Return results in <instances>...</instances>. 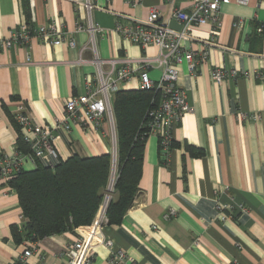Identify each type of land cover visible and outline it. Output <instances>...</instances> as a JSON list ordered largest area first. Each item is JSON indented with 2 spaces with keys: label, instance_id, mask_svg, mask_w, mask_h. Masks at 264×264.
Here are the masks:
<instances>
[{
  "label": "crops",
  "instance_id": "crops-1",
  "mask_svg": "<svg viewBox=\"0 0 264 264\" xmlns=\"http://www.w3.org/2000/svg\"><path fill=\"white\" fill-rule=\"evenodd\" d=\"M83 1L0 0V38L21 24L36 28L54 23L74 42L73 47L66 40L52 46L33 37L27 45L0 51V156H10L24 133L13 119L20 107L33 123L53 127L63 120L65 103L82 95L93 79ZM125 1L93 0L101 7L91 12L92 22L102 29L95 35L99 59L156 56V47L122 39L115 25L145 21L150 9L160 6V19L179 31L172 11L190 6V0H132L135 6ZM219 18L215 30L210 23L191 28L194 38L216 46L209 48L194 77L185 63L178 67L177 84L191 112L174 127L167 157L161 156L156 137L149 136L131 207L118 225L102 229L112 250L125 252L136 264H264V3L221 5ZM239 20L240 27H233ZM183 47L195 58L203 49L197 41H186ZM212 68L239 74L218 84L210 78ZM148 75L158 79L160 69H148ZM121 90H139L138 79ZM55 135L62 160L111 152L105 122L101 131L72 126ZM24 169L33 168L26 163ZM218 205L230 213L219 214ZM168 210L175 215L163 220ZM25 224L17 194L0 181V264H67L61 254L76 240L77 230L34 240L25 237ZM26 249L31 254L20 262ZM109 252L98 247L91 264H109Z\"/></svg>",
  "mask_w": 264,
  "mask_h": 264
},
{
  "label": "built area",
  "instance_id": "built-area-1",
  "mask_svg": "<svg viewBox=\"0 0 264 264\" xmlns=\"http://www.w3.org/2000/svg\"><path fill=\"white\" fill-rule=\"evenodd\" d=\"M249 1L190 0L188 11L181 9L172 11L171 17L181 25L179 31L171 29L166 21L160 19V6L152 7L147 20H133L126 26L116 24L114 31L122 39L142 48L156 47L158 54L154 57H126L110 60L99 59L96 55L95 35L101 33L102 29L92 22L91 12L94 9H101V7L94 4L93 0L82 2L87 13L85 31L89 36L88 45L94 54L95 73L93 79L86 82V91L82 95L73 96L65 103L64 118L56 120L53 127L39 126L33 123L20 107L13 119L16 125L24 131L21 138L27 145L28 152L22 154L15 148L10 156H0V181L8 183L24 170L26 163L34 168L37 162L52 166L58 161L59 157L54 147L56 131L69 132L72 126L101 131L102 123H107L112 140L110 152L112 169L109 183L102 204L91 224L77 228L76 240L61 254L67 264H91L98 247H104L110 251L109 264H136L125 252L112 250V241L106 239L102 233L103 227L108 224L106 209L111 200V193L117 177L116 126L112 109L114 94L121 91L122 86L132 78L138 79L139 89L154 93L155 97L151 101V107L145 114L143 128L146 131L142 134L141 139H147L149 136L156 137L160 154L166 158L173 145L172 131L174 127L185 114L191 112L186 103L184 91L177 84L178 67L185 63L187 72L194 77L197 73V65L207 60L209 48L216 46L209 40L194 38L190 34L191 28L210 23L215 30L221 23L219 18L221 5L229 3L248 5ZM125 3L131 6L136 5V2L132 0H126ZM168 3L173 4L170 0ZM256 3L262 4L264 0H256ZM102 10L105 11L106 8ZM240 25V20L232 24L236 28H239ZM261 28L264 30V24L261 25ZM80 29L78 27V30ZM33 37L56 46L65 42L66 33L58 30L54 23L36 28L21 24L13 29L6 39L0 38V51L8 50L13 45H27ZM186 41H197L202 44L203 49L197 54V58L192 51L183 47V43ZM66 44L69 47L74 46L72 39H67ZM103 65H108L109 68L103 70ZM153 68L160 69V76L155 80L148 75V69ZM238 74L233 69L212 68L210 70V78L218 84L225 79L236 77ZM242 75L245 76V74ZM256 78L262 79V76L257 74ZM216 209L219 214L223 211L230 213V210L224 206L218 205ZM174 215V210H168L162 218L169 220ZM221 219L224 217L222 216ZM30 254V249L24 250L20 262Z\"/></svg>",
  "mask_w": 264,
  "mask_h": 264
},
{
  "label": "trees",
  "instance_id": "trees-1",
  "mask_svg": "<svg viewBox=\"0 0 264 264\" xmlns=\"http://www.w3.org/2000/svg\"><path fill=\"white\" fill-rule=\"evenodd\" d=\"M154 97L152 91L141 89L121 90L113 96L117 177L106 209L109 225L121 222L137 193L146 141L141 139L146 131L143 124ZM16 148L28 152L21 136ZM111 169V154L103 153L59 158L52 166L37 162L33 169L22 170L8 185L26 219L25 237L36 240L90 225L102 204ZM13 234L18 241L19 235Z\"/></svg>",
  "mask_w": 264,
  "mask_h": 264
}]
</instances>
